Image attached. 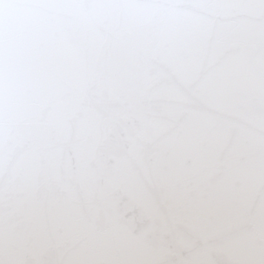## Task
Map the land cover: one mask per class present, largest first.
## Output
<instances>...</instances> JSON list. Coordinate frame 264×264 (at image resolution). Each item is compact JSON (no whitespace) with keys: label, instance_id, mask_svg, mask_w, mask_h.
I'll return each mask as SVG.
<instances>
[{"label":"water","instance_id":"water-1","mask_svg":"<svg viewBox=\"0 0 264 264\" xmlns=\"http://www.w3.org/2000/svg\"><path fill=\"white\" fill-rule=\"evenodd\" d=\"M0 264H264V0H0Z\"/></svg>","mask_w":264,"mask_h":264}]
</instances>
